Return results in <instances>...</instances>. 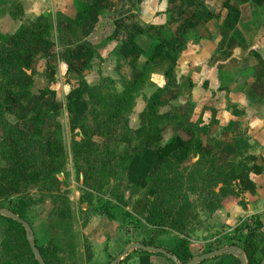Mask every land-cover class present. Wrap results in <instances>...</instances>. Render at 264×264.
Listing matches in <instances>:
<instances>
[{
    "label": "crops",
    "instance_id": "1",
    "mask_svg": "<svg viewBox=\"0 0 264 264\" xmlns=\"http://www.w3.org/2000/svg\"><path fill=\"white\" fill-rule=\"evenodd\" d=\"M225 1L0 0V30L11 33L21 23L10 15L14 2L22 4L25 19L48 16L50 35L39 38L27 50L24 63L29 72L35 71L34 84L39 78L51 93L65 97L81 75L89 84L97 83L101 76H110L121 89L120 77L140 78L148 59L149 82L135 99L130 126H139L145 97L160 87L165 100L161 111L172 110L180 115L186 112L191 121L200 118L201 124L208 125L201 137L205 141L208 137L220 139L225 157L235 155L234 137L242 135L248 142L244 153L253 154L258 164H264V0ZM86 4L93 6L88 16L80 25L71 21L66 27L65 18L74 19ZM62 37L70 50L66 56L62 54ZM84 39L96 48L90 67L85 69ZM135 44L142 50L138 51ZM167 135L170 134L166 133L165 138ZM134 162L136 167L141 162L147 172L159 165L152 148L134 155L129 169ZM146 174L144 171L142 177ZM249 176L255 183L253 192L246 190L224 197L218 207L199 213L182 234L171 228L157 229L146 220L150 233L138 228L124 230L104 213L93 214L83 227L84 233L94 255L101 254L103 259L116 256L131 241L153 239L155 245L168 250L184 234L196 256L240 245L236 225L259 217L263 236L256 256L261 262L264 170H251ZM202 208L201 205L199 209ZM132 255L131 260H139L138 264H176L162 253L137 251ZM196 264H241V259L225 250Z\"/></svg>",
    "mask_w": 264,
    "mask_h": 264
},
{
    "label": "trees",
    "instance_id": "2",
    "mask_svg": "<svg viewBox=\"0 0 264 264\" xmlns=\"http://www.w3.org/2000/svg\"><path fill=\"white\" fill-rule=\"evenodd\" d=\"M92 7L86 4L74 19L65 18L66 27H70L71 21L80 25ZM10 15L21 23L11 33L0 30V159L3 161L0 164V206L28 220L27 208L34 201L28 190L30 185L57 190L61 181L56 174L63 170L67 151L59 113L46 108L43 102L53 91L48 87L34 90L35 71L29 72L24 63L27 50L39 38L48 37L52 25L48 16L25 19L20 2H14ZM83 44L85 69L90 67L96 48L87 39ZM135 47L142 50L139 45ZM68 52L69 49H64L63 56ZM149 68L147 59L140 78L130 80L121 76V89L110 76H101L95 84H89L83 75L79 77L77 85L66 95L69 129L80 135L79 139L72 136L70 152L75 171L82 173L84 186L100 189L112 182H124L134 155L152 148L159 159L158 168L151 167L145 176L152 193L136 202L149 224L182 234L190 218L196 216L192 209L193 194L208 189L217 200L209 201L208 206L218 207L226 196L246 190L253 192L255 183L249 173L251 170L261 172L264 164H258L253 154L244 153L248 142L242 135L234 137L235 155L225 157L220 139L208 137L205 141L201 137L208 125L201 124L200 118L191 121L186 112L180 115L172 110L161 111L165 100L160 87L145 97L139 126H130L129 116L135 99L149 82ZM77 101L85 106L82 113L76 108ZM168 130L171 134L165 138ZM191 158L195 160L187 163ZM14 195H17L16 201L12 199ZM123 198V194L119 195V200ZM67 199L64 195L63 200ZM6 201L10 204H5ZM58 213L64 217L65 210L60 209ZM0 217L7 224L0 240V264H39L22 223L2 214ZM261 226L259 217H252V223L244 219L235 227L240 234L246 264H260L256 252L263 236ZM243 228H246L245 233H242ZM35 241L46 264H54L60 243L52 241L40 245L36 238ZM141 242L155 245L151 239ZM168 251L175 254L180 263L193 257L186 234L177 237L176 244Z\"/></svg>",
    "mask_w": 264,
    "mask_h": 264
},
{
    "label": "rangeland",
    "instance_id": "3",
    "mask_svg": "<svg viewBox=\"0 0 264 264\" xmlns=\"http://www.w3.org/2000/svg\"><path fill=\"white\" fill-rule=\"evenodd\" d=\"M59 18L55 14V18ZM42 18V17H41ZM58 36H62L59 34ZM62 42L61 49H69L65 37L60 39ZM117 84V82H116ZM41 85V86H39ZM45 84L37 78V83L34 84V90L42 88ZM117 87V86H116ZM44 105L50 110H56L59 113L58 119L62 123L63 139L66 147V157L63 170L58 172L56 176L60 179V184L57 190L54 188L43 189L38 185H30L29 192L34 198L27 208L26 217L29 220L37 243L45 245L49 242H58L61 247L57 249V260L54 264H108L111 259L100 258L99 255H94L92 245L89 243L87 236L84 233L83 227L88 222L93 214L104 213L111 215L113 221L119 228L126 230L127 228L147 231L144 214L140 210V206L136 200L141 199L145 194L151 195V190L146 186V178L142 177L144 171L147 173V167L142 168V163L136 167L135 162L132 167L128 168L124 182L120 184H106L100 189H95L92 186H84L82 173L75 171L70 152V141L72 136L76 139L80 135L72 133L69 129V112L66 107V97L63 94L56 95L49 93L45 96ZM84 105L76 102V108L79 113L83 112ZM167 133L171 134L169 130ZM168 136V135H167ZM195 158H191L187 163H191ZM137 163V164H138ZM0 164L3 161L0 159ZM136 179V180H135ZM112 185H115L112 188ZM112 188V189H111ZM114 190V192H112ZM208 189L202 192L193 194V213L196 215L190 218L191 221L197 219L199 213L206 212L209 201H215L212 194L207 192ZM210 191V190H209ZM124 195L123 200H119V195ZM64 195H67V200H63ZM17 200V195L12 197ZM5 204H10L6 201ZM202 209H199L201 207ZM5 207V206H4ZM65 210L64 217H60L58 211ZM200 218H198L199 220ZM147 221V220H146ZM193 223V222H192ZM249 223H252L249 221ZM6 221L0 217V240L4 234ZM153 240V239H151ZM154 244H157L154 242ZM138 250H131L130 256H125L119 262L121 264H138L140 261L131 260L132 253ZM120 253V252H119ZM27 264V263H22Z\"/></svg>",
    "mask_w": 264,
    "mask_h": 264
},
{
    "label": "water",
    "instance_id": "4",
    "mask_svg": "<svg viewBox=\"0 0 264 264\" xmlns=\"http://www.w3.org/2000/svg\"><path fill=\"white\" fill-rule=\"evenodd\" d=\"M0 214L10 217L12 219L17 220L18 222L22 223L24 226V229L26 231L27 240L30 245V248L32 250V253L34 255V258L38 261L39 264H46L43 256L41 255L35 241L34 232L32 229V226L30 222L21 216H19L18 213L14 212L8 207L0 206ZM134 249H140L148 252H154V253H162L169 257L172 261H174L176 264H196L198 262H201L207 258L214 257L216 255H219L223 253L225 250L231 251L234 254H236L241 259V264H246V258L245 253L240 245H228L224 248L209 250L204 253H201L199 255L193 256L191 259L184 263H180L177 259V256L167 249L158 246V245H151V244H144L141 241H131L129 242L126 247H124L120 253H118L108 264H118L124 257L125 254L130 252ZM260 264H264V259L260 262Z\"/></svg>",
    "mask_w": 264,
    "mask_h": 264
}]
</instances>
